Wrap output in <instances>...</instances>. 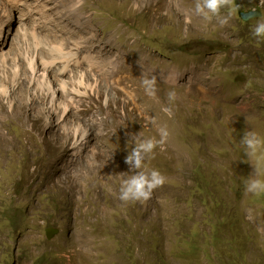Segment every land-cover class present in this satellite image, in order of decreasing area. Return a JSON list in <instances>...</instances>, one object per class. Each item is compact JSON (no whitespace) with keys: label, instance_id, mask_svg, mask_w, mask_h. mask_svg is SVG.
<instances>
[{"label":"rangeland","instance_id":"obj_1","mask_svg":"<svg viewBox=\"0 0 264 264\" xmlns=\"http://www.w3.org/2000/svg\"><path fill=\"white\" fill-rule=\"evenodd\" d=\"M12 1L0 0V25L13 24L0 60V264H178L181 234H204L211 213L191 193L195 164L220 163L222 180L246 167L247 181H264V146L246 164L234 151L245 152L247 131L264 141V39L252 34L264 0H234L225 24L197 15V0H107L105 30L79 0H29L62 22L63 50L50 59L32 41L10 44L21 41ZM239 11L258 15L244 21ZM57 61L67 64L62 75L59 64L46 70ZM151 138L160 143L136 171L155 169L165 183L146 203H125L120 188L135 171L126 156ZM247 181L246 256L264 264V204Z\"/></svg>","mask_w":264,"mask_h":264},{"label":"trees","instance_id":"obj_2","mask_svg":"<svg viewBox=\"0 0 264 264\" xmlns=\"http://www.w3.org/2000/svg\"><path fill=\"white\" fill-rule=\"evenodd\" d=\"M236 147L234 151L240 153L246 164L245 152L242 153L243 149ZM209 151V147H206V152ZM202 162L195 164L191 171L194 178L191 193L210 204L209 218L202 221L203 229L207 227V231L198 234L195 228L186 229L181 234L183 246L177 249L179 252L175 259L178 264H255L246 256L247 233L250 230H244L245 220L241 208L243 183L248 179L247 168H241L240 174L233 175L238 179L230 175L222 180L220 163L214 166L213 162ZM257 199L264 204V193H259ZM160 264L169 263L160 261Z\"/></svg>","mask_w":264,"mask_h":264},{"label":"clouds","instance_id":"obj_3","mask_svg":"<svg viewBox=\"0 0 264 264\" xmlns=\"http://www.w3.org/2000/svg\"><path fill=\"white\" fill-rule=\"evenodd\" d=\"M83 0H79V4H82ZM227 7L229 9L228 16H220L221 9ZM238 11V6L235 5L234 0H197L195 4V13L203 16L205 19H212L217 17L221 24H225L228 18ZM252 34L264 39V22L257 23L253 29ZM145 91L148 95H155V82L154 80H145ZM175 98L174 93H169V100ZM169 116H171V110L168 108L163 109ZM161 135L166 136L167 132L161 129ZM160 143L154 138L144 140L134 147L126 156L125 163L128 165L129 170H135L128 179L124 180L120 188L119 199L125 203L128 202H140L146 203L152 195V192L161 187L165 183V177L157 170L139 171L144 167V161L153 153L157 144ZM245 150V154L249 157L250 161L257 160V154L259 149L264 146V141L259 138L257 133L253 131H247L244 133L243 138L240 141ZM246 191L253 194L264 193V181L260 179H250L246 183Z\"/></svg>","mask_w":264,"mask_h":264},{"label":"bare ground","instance_id":"obj_4","mask_svg":"<svg viewBox=\"0 0 264 264\" xmlns=\"http://www.w3.org/2000/svg\"><path fill=\"white\" fill-rule=\"evenodd\" d=\"M28 1L29 0H13L11 2L13 9L18 11V14L20 17L18 19L19 20V25L17 27L18 30L17 29L16 30L21 31L20 36H19L21 38V41L18 43L16 41V39L12 37L10 40V44L17 43L18 44L17 50H21V49H26V45H28V42L32 41L34 51L38 48L41 50L44 49L46 51V56L50 59L53 55V52H55V51L61 52L63 50V47H62L63 40L59 39V37L62 36L63 27L61 26L62 28H57V27H60L59 25L62 22L60 21V17L58 15V13H55L54 16H50L47 13H45L43 10H39V8L37 6L27 5ZM66 1H71V0H66ZM191 3H193V2H191ZM190 6H191V4H190ZM23 7L28 9V11L25 15H22V11L20 10V8H23ZM82 7L85 10L86 9L93 10L92 13L94 11H99L98 14L95 13L96 16H93L91 18L98 23H103L104 30H105V28L111 26L112 22L109 23V20L106 19L107 15H105L106 8H109V4L107 3V0H91L90 5H88L87 2H83ZM193 11H195V9ZM201 19H202V17H201ZM193 20H195L194 17H193ZM9 21H10V18L7 17L6 20L0 25V46H1L0 55L2 56V57H0V60H1V58L4 59V56L1 53V50H7L8 49L5 46V45H7L8 39H9L8 38V27L10 28L13 25ZM197 21H199V20H197ZM201 21H203V20H201ZM199 23H200V21H199ZM197 26H200V25H197ZM4 32H6V34H4ZM66 34H68V32H66ZM50 41L57 43V45H52ZM84 41H85L84 39L79 38L77 40H74L70 44H66V49L72 53L69 55V52L66 50V60L68 59V56H73L76 54L77 50H79L81 48V46L84 45ZM74 50H75V52H73ZM24 53H26L25 50L20 51L19 54L14 52V54H18L19 56L24 54ZM58 64H59V66H57ZM66 65L67 64H65L64 61H57L55 63L54 62L50 63L46 70L50 69L53 71L55 69V66H57L61 69L59 74L62 75L65 71L64 68H66ZM28 67L30 68L31 72H33L34 67L32 66V62L28 64ZM54 75L57 77V73H54ZM58 77H59V75H58ZM14 78H16V76ZM1 87H2L1 91L3 93H7L6 87H4L3 85ZM5 96H6V94H5ZM51 105L53 106L54 102L51 103Z\"/></svg>","mask_w":264,"mask_h":264},{"label":"water","instance_id":"obj_5","mask_svg":"<svg viewBox=\"0 0 264 264\" xmlns=\"http://www.w3.org/2000/svg\"><path fill=\"white\" fill-rule=\"evenodd\" d=\"M257 13L258 12H252V11H239L238 15L242 20L246 21L254 16H257L258 15ZM47 237H49V234H47Z\"/></svg>","mask_w":264,"mask_h":264}]
</instances>
